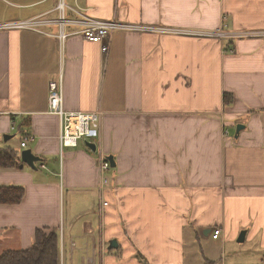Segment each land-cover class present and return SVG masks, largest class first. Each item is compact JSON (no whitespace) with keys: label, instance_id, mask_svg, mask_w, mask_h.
I'll use <instances>...</instances> for the list:
<instances>
[{"label":"crops","instance_id":"obj_1","mask_svg":"<svg viewBox=\"0 0 264 264\" xmlns=\"http://www.w3.org/2000/svg\"><path fill=\"white\" fill-rule=\"evenodd\" d=\"M58 2L0 0V24L41 20L0 29V140L31 134L41 160L0 169L24 191L0 204V255L43 230L60 264H264V0ZM84 15L140 30L112 31L102 55L77 33ZM59 84L65 111L103 112L95 153L60 147ZM99 153L115 164L106 185Z\"/></svg>","mask_w":264,"mask_h":264},{"label":"rangeland","instance_id":"obj_2","mask_svg":"<svg viewBox=\"0 0 264 264\" xmlns=\"http://www.w3.org/2000/svg\"><path fill=\"white\" fill-rule=\"evenodd\" d=\"M81 17H82L81 23H86V21H92V19H89L86 15L81 16ZM25 21H27V22H29V21L30 22L31 21H35V22L39 23L41 20L38 21L37 19H30V20H25ZM11 22H13V21H11ZM14 22H16V21H14ZM120 25L129 26L128 24H124V23H121ZM1 26H2V24H0V27ZM36 27H38V26H36ZM141 29H145V27H141ZM222 30H223V28H222ZM222 30L219 31L220 33L223 34V35H220V36H223V37H226L227 36L228 37L229 35L223 33ZM28 31H35V28L34 29H28ZM74 33L75 32H70L69 34L73 35ZM55 36H57V34ZM110 36H111V34L109 33V39H110ZM109 39H108V41H109ZM108 49H109V47H108ZM108 51L109 50H107L103 55H107ZM59 91L62 92V88H61V85L60 84L58 85L57 89L49 91L47 100L49 101V99L51 98V96H52L53 93L60 94ZM61 107H62V113L60 112V109H54L53 112L55 114H53V113H50L52 111L49 112V106H48V112L50 113V115H53V116L57 117L58 118V121H59L60 131H59L58 140H59V143H60V147L61 148H66V147L74 148V147L77 146L78 142L81 140V141H85L86 147H87V144H93L94 147L92 149L89 148V147H87L92 153H95L96 151H98L97 150V142H95V140L100 135L101 124H102L101 123V121H102V113L103 112L96 110V111H92V112H75V113H72V112L65 111L63 105H61ZM2 114H4V113L0 112V115H2ZM61 120L64 123H66V125H68V124L70 125L72 123H76L77 124V123H79L82 120L85 122V124H87L90 120H93L94 126H93V128H91V129L88 128L86 130V136H87V138H81V137H84V136L77 137L78 135L81 134L80 131H79V134H78V132L75 129H73L71 131L70 128H69V126L66 127V125H65L64 126L65 134H64V136H63V138L61 140V133H62ZM12 123H14V121H12ZM95 123H96L97 127H95ZM12 129H13V127H12ZM66 133H71L73 135L70 134V135L66 136ZM5 136H8V138L6 140V143L3 142V138ZM5 136L3 138H1L0 145H2V144H9L10 146H12V149H13V151H15V153L17 155V158H18V160L20 162V164L21 165L22 164L23 165H26V164H24L21 161V155H22V152L23 151L30 150V149L27 148V143H28L29 140L32 139L31 138V134H28V133H26L24 131H20V130H17V131L15 130L13 135H10V136L9 135H5ZM62 141L65 143V145H74L75 143H76V145L75 146H65V145L62 144ZM69 143H72V144H69ZM109 159L111 160L112 158L111 157H107L106 155L103 156L102 154L99 153V156L96 158L98 175L100 174L99 173L100 172L99 165H100V161H102V160L108 162V164H109V169L105 172L106 174H108L109 173L108 171H110L112 168H114V167H111V162H110ZM40 161L41 160L39 159L38 162H40ZM112 162H113V159H112ZM114 166H115V164H114ZM102 205L105 206L106 204H102ZM58 246H59V244H58ZM109 247H110V244H109ZM116 248H117V243H116ZM115 249H113V250H115ZM58 250H59V257H60V247H59ZM5 252H7V251H5ZM206 264H214V263H211L210 262V263H206Z\"/></svg>","mask_w":264,"mask_h":264},{"label":"trees","instance_id":"obj_3","mask_svg":"<svg viewBox=\"0 0 264 264\" xmlns=\"http://www.w3.org/2000/svg\"><path fill=\"white\" fill-rule=\"evenodd\" d=\"M230 45V44H229ZM229 49L232 50L231 46ZM232 95H223V104H229ZM25 126L24 122L20 127ZM20 166L15 151L9 146L0 147V169L15 170ZM23 188L0 186V204H17L23 198ZM58 237L54 231L46 234L43 230L35 233L33 246L25 251H7L0 255V264H60Z\"/></svg>","mask_w":264,"mask_h":264},{"label":"built area","instance_id":"obj_4","mask_svg":"<svg viewBox=\"0 0 264 264\" xmlns=\"http://www.w3.org/2000/svg\"><path fill=\"white\" fill-rule=\"evenodd\" d=\"M65 5L62 3H59L57 6V10L58 11H63ZM62 15V14H61ZM60 24L62 25L63 23V19L61 18ZM121 23H116L113 21H86V23H83V29H81L80 31H78L77 33L79 35H81V37H83V39H85L86 41L92 42V43H96L100 46V50L102 55L108 50L109 47V33L111 34L112 31H116V30H124V29H129V30H140L139 27H131V26H123L120 25ZM39 23L35 22V21H16V22H8V23H4L2 24V26L0 27V29L3 30H9V29H16V30H28V29H36ZM218 35H223L222 33H217ZM67 36V34L60 32L58 34V39L63 42L64 38ZM60 94L58 93H53L51 98L48 101V106H49V112L55 114L53 111L54 109H60V112L62 113V107L61 105H63L62 102V92L59 91ZM48 112V113H49ZM57 112V111H56ZM49 113V114H50ZM57 115V114H56ZM61 124H62V133H61V140L65 134L64 131V126L66 125V123H64L61 120ZM70 128V130L72 131L73 129H75L78 134L79 131L81 132L79 136H84L81 138H87L86 136V130L89 128H93L94 123L93 120H90L87 124H85V122L82 120L79 123H72V124H68L66 125V127ZM95 127H97L96 123H95ZM71 133H66V136L70 135ZM73 135V134H71ZM69 139V138H68ZM80 139V138H79ZM70 140V139H69ZM62 144L65 145V143L62 141ZM72 144V143H69ZM76 143L74 145H65V146H75ZM109 169V164L108 162L102 160L100 161V165H99V170H100V174H99V178L102 181V183L104 185H106L108 183L107 179L103 178V175L105 174V172ZM220 236V230L219 229H215L212 231V239L217 240Z\"/></svg>","mask_w":264,"mask_h":264},{"label":"water","instance_id":"obj_5","mask_svg":"<svg viewBox=\"0 0 264 264\" xmlns=\"http://www.w3.org/2000/svg\"><path fill=\"white\" fill-rule=\"evenodd\" d=\"M242 129V126L238 125L236 127V134L239 133V130ZM8 138V136H5L4 137V140L6 141ZM87 147L89 148H93V144H87ZM39 158L36 157L35 155L32 154V152L30 150H26V151H23L22 152V155H21V161L26 164L29 168L35 170V163L38 162ZM110 160V159H109ZM111 162V167H114V163L112 162V159L110 160ZM243 235L244 233H241L240 234V237L238 238V242H241L243 239ZM113 248H116V241H111L110 242V247L109 249H113Z\"/></svg>","mask_w":264,"mask_h":264},{"label":"bare ground","instance_id":"obj_6","mask_svg":"<svg viewBox=\"0 0 264 264\" xmlns=\"http://www.w3.org/2000/svg\"><path fill=\"white\" fill-rule=\"evenodd\" d=\"M59 3H62V4L65 5L64 0H59L58 4H59ZM58 4H57V6H58ZM59 12L63 15V14H64V9H63V11H59ZM18 22H20V21H18ZM62 27H63V26H60V28H62ZM9 30H13V29H9ZM60 32H63L62 29L59 30V33H60ZM59 33H58V34H59ZM63 33H64V32H63ZM58 34H57V38H58ZM65 34H67V33H65ZM67 36H68V34H67ZM67 36H66V37H67ZM66 37H65V38H66ZM65 38H64V39H65ZM58 40H59V39H58ZM62 102H63V99H62Z\"/></svg>","mask_w":264,"mask_h":264}]
</instances>
